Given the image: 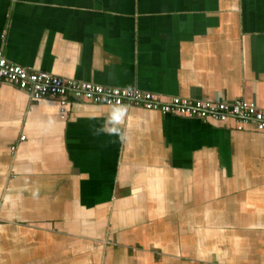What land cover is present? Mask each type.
Returning a JSON list of instances; mask_svg holds the SVG:
<instances>
[{"label":"crops","instance_id":"obj_1","mask_svg":"<svg viewBox=\"0 0 264 264\" xmlns=\"http://www.w3.org/2000/svg\"><path fill=\"white\" fill-rule=\"evenodd\" d=\"M0 49L264 108V0H0ZM0 264H264V132L2 84Z\"/></svg>","mask_w":264,"mask_h":264},{"label":"built area","instance_id":"obj_2","mask_svg":"<svg viewBox=\"0 0 264 264\" xmlns=\"http://www.w3.org/2000/svg\"><path fill=\"white\" fill-rule=\"evenodd\" d=\"M10 84L32 100H55L63 116L73 102L140 107L161 114L194 117L206 122L232 124L236 130L264 132V108L244 98L212 99L164 96L136 87L106 86L34 70L7 60L0 49V85ZM24 139V136L20 137Z\"/></svg>","mask_w":264,"mask_h":264},{"label":"rangeland","instance_id":"obj_3","mask_svg":"<svg viewBox=\"0 0 264 264\" xmlns=\"http://www.w3.org/2000/svg\"><path fill=\"white\" fill-rule=\"evenodd\" d=\"M108 223V222H107ZM122 225H120V228H121ZM123 228V227H122Z\"/></svg>","mask_w":264,"mask_h":264}]
</instances>
